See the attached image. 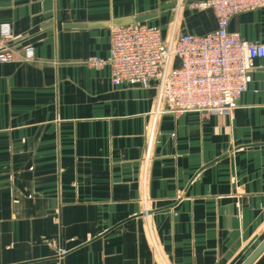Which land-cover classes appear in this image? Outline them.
Wrapping results in <instances>:
<instances>
[{"label":"crops","instance_id":"obj_1","mask_svg":"<svg viewBox=\"0 0 264 264\" xmlns=\"http://www.w3.org/2000/svg\"><path fill=\"white\" fill-rule=\"evenodd\" d=\"M200 1L0 0L36 55L0 64V264H243L264 241V58L233 115L208 120L158 115L155 87L85 64L119 19L216 31ZM93 23L110 26L69 28ZM229 31L264 44V8Z\"/></svg>","mask_w":264,"mask_h":264},{"label":"built area","instance_id":"obj_2","mask_svg":"<svg viewBox=\"0 0 264 264\" xmlns=\"http://www.w3.org/2000/svg\"><path fill=\"white\" fill-rule=\"evenodd\" d=\"M196 7L213 11L216 31L164 39L159 28L147 24L112 27L108 57H90L85 64L96 70L108 67L114 87H155L158 115L232 116L255 61L264 58V44L231 33L229 25L239 14L264 8V0H202ZM18 48L11 25L0 24V64L35 62L33 47L21 55Z\"/></svg>","mask_w":264,"mask_h":264},{"label":"water","instance_id":"obj_3","mask_svg":"<svg viewBox=\"0 0 264 264\" xmlns=\"http://www.w3.org/2000/svg\"><path fill=\"white\" fill-rule=\"evenodd\" d=\"M149 18H151V15L137 17V18H125V19H119L117 21H114L112 26L114 28L117 27H124V26H130L135 24H144ZM109 23H93V24H72L69 25V28H93V27H109ZM264 253V241L257 247V249L250 255V257L243 263V264H253L262 254Z\"/></svg>","mask_w":264,"mask_h":264}]
</instances>
